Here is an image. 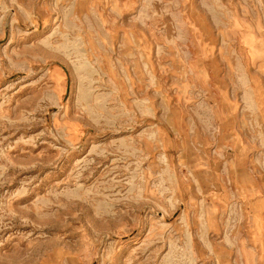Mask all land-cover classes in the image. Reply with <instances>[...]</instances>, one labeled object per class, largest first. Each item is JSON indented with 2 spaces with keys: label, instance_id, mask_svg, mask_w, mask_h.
<instances>
[{
  "label": "rangeland",
  "instance_id": "1",
  "mask_svg": "<svg viewBox=\"0 0 264 264\" xmlns=\"http://www.w3.org/2000/svg\"><path fill=\"white\" fill-rule=\"evenodd\" d=\"M78 1L0 0V264H246L242 199L204 207L244 155L264 179V0Z\"/></svg>",
  "mask_w": 264,
  "mask_h": 264
},
{
  "label": "crops",
  "instance_id": "2",
  "mask_svg": "<svg viewBox=\"0 0 264 264\" xmlns=\"http://www.w3.org/2000/svg\"><path fill=\"white\" fill-rule=\"evenodd\" d=\"M88 5V0H79L77 2V8H80V11H85L88 8ZM193 11L194 9L191 8V6L185 5L180 13L185 12L186 14L192 15ZM182 19H184L182 23L186 22L185 25L188 27L189 24L187 23V20H185L186 16L181 18V20ZM189 23L192 25L191 29L196 28L194 23ZM197 38L200 40V36ZM255 85L256 83L252 86L253 92H257L258 96L261 97L260 89H258V91L256 90L259 86ZM261 106L260 111H264L263 102ZM220 117L222 119L220 120V125L215 126V131L218 132L216 139L219 140V144H221L226 150H231L234 153L235 158H238V156L241 157L249 152L252 146L248 138L243 136L245 132H242L241 130L238 131V128L234 126L240 118L238 110L234 108L227 113L223 112V115ZM246 134H248V132H246ZM229 138H231V140H229ZM251 163L252 161L248 158V155H244L243 160L239 161L237 165L230 166L231 169L228 170L225 175L212 174L211 178H209V182L207 180L208 183H211L213 190L212 196L209 199L212 204V209L209 210V208L206 209L204 207V217L207 229L220 232L219 222L220 220L222 221V217L219 211L227 208L228 204H231L229 202L230 199L234 198L235 200H238L239 198L240 200L241 198L245 222L251 225V230L249 231L250 241L257 250L256 254L255 252H243L242 256L244 257L246 264H261L260 260L257 258L264 256V197L261 196L264 193V179L263 177L256 178L254 176ZM218 165V163H215V166ZM204 178L206 177L204 176ZM217 193H221V195L224 194V196ZM229 195L231 196L229 197ZM235 195H237L238 198ZM243 199L247 202H244ZM216 257L218 263L221 264L223 257L219 255V253H217Z\"/></svg>",
  "mask_w": 264,
  "mask_h": 264
}]
</instances>
